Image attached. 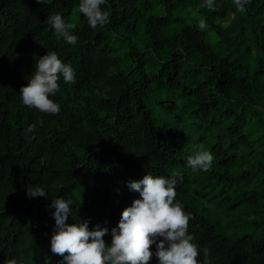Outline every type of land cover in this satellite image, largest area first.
Returning <instances> with one entry per match:
<instances>
[{
    "label": "trees",
    "instance_id": "16d2710c",
    "mask_svg": "<svg viewBox=\"0 0 264 264\" xmlns=\"http://www.w3.org/2000/svg\"><path fill=\"white\" fill-rule=\"evenodd\" d=\"M79 2L0 0V264H58L53 199L73 200L70 222L111 228L148 171L183 173L176 198L212 264H264V0H108L96 28ZM53 12L77 44L47 24ZM48 48L76 70L55 114L19 95ZM194 144L215 154L206 171L186 164ZM37 183L47 196L27 195Z\"/></svg>",
    "mask_w": 264,
    "mask_h": 264
},
{
    "label": "clouds",
    "instance_id": "9594fccd",
    "mask_svg": "<svg viewBox=\"0 0 264 264\" xmlns=\"http://www.w3.org/2000/svg\"><path fill=\"white\" fill-rule=\"evenodd\" d=\"M38 2L44 4L47 0ZM107 3L108 0H80L78 7L87 23L96 28L110 21L109 12L102 7ZM234 3L243 10L247 0H234ZM203 6L214 10L219 3L218 0H203ZM46 22L58 38L77 44L78 34L73 31L75 25L61 12L50 13ZM198 26L206 28L207 20L200 18ZM61 78L65 82H74L76 70L56 50L48 48L45 54L37 57L35 70L27 77L29 83L21 86V102L40 112L58 113L61 105L54 97L61 88ZM36 127V122L28 124L26 134ZM214 157L213 151L203 144H194L186 164L194 171H206L213 165ZM182 179L183 173L179 171L170 175L148 171L140 179H130V189L140 195L123 209L118 224L111 228L99 222L90 227V219L70 222L73 200L63 196L54 198L51 206L55 208L52 213L55 225L50 247L53 253L62 256L58 264H148L153 255L158 258V264H212L209 250L201 249L194 233L189 231L193 214L187 212L176 198V186ZM27 195L47 196L48 188L39 183L27 186ZM109 231L111 240L107 242L105 234ZM151 245H155V251ZM6 264H16V261L7 260Z\"/></svg>",
    "mask_w": 264,
    "mask_h": 264
}]
</instances>
